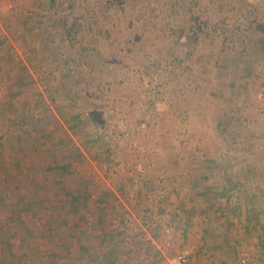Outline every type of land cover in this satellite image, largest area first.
<instances>
[{
	"label": "rangeland",
	"instance_id": "rangeland-1",
	"mask_svg": "<svg viewBox=\"0 0 264 264\" xmlns=\"http://www.w3.org/2000/svg\"><path fill=\"white\" fill-rule=\"evenodd\" d=\"M204 197L240 239L193 255ZM263 223L264 0H0V264H264Z\"/></svg>",
	"mask_w": 264,
	"mask_h": 264
},
{
	"label": "crops",
	"instance_id": "crops-1",
	"mask_svg": "<svg viewBox=\"0 0 264 264\" xmlns=\"http://www.w3.org/2000/svg\"><path fill=\"white\" fill-rule=\"evenodd\" d=\"M203 175L204 174L199 171V172H197L196 176L201 177ZM193 184L197 185L196 182H193ZM202 185L203 184L199 183L198 187H194V188L197 189V191L203 190ZM200 202L202 204L205 203V205L199 204L196 207L193 204L197 203V202H194L192 204V202L190 201V198L187 200L181 201L179 203H176L177 207H179V208L181 207V208L185 209V211H187L185 218H183V220H182V221H184V224H183L184 227H182V225H181L179 227V229H180L179 231L180 232L182 231L183 236L188 239L189 249L191 250V253H193V255L200 253L201 249H203V246H205V244L210 245L212 242H214L215 245L221 244L224 247H226V246L229 247L232 245V243H234L235 240L238 241V239H240V235H238V233L236 232V218H231L230 219L231 221H227L225 223L231 227V228L229 227V229L231 231L229 229H226L223 232V234L220 237H218L219 239L215 240L214 237L211 236L212 230L210 229V227L212 225L210 223V219H208V217H205V216L199 217L197 215L200 213L198 207L204 208L208 204L207 199L204 197V198H202V200ZM173 207L177 208L175 205ZM213 208H215V206ZM189 209H191V211ZM175 211L178 212V210H175ZM237 220L239 221V219H237ZM238 221H237V223H239ZM222 227H224V225H222ZM212 249L214 250L213 247H212Z\"/></svg>",
	"mask_w": 264,
	"mask_h": 264
},
{
	"label": "trees",
	"instance_id": "trees-1",
	"mask_svg": "<svg viewBox=\"0 0 264 264\" xmlns=\"http://www.w3.org/2000/svg\"><path fill=\"white\" fill-rule=\"evenodd\" d=\"M70 37H71V34L67 33V38L69 39ZM191 40H192V39H190L188 42H191ZM67 173H68V175H69L68 178L65 177V175H66ZM72 174H73L72 172L69 173V169H68V168H67V169L65 168V169L60 170L59 176H60V177H63V178H66L68 181H70V180H71L70 178H71V175H72ZM9 214H11V212L8 213V216H10ZM263 225H264V223H263ZM58 230H59V229H58ZM58 230L56 231L57 233H59ZM59 234H60V233H59Z\"/></svg>",
	"mask_w": 264,
	"mask_h": 264
},
{
	"label": "built area",
	"instance_id": "built-area-1",
	"mask_svg": "<svg viewBox=\"0 0 264 264\" xmlns=\"http://www.w3.org/2000/svg\"><path fill=\"white\" fill-rule=\"evenodd\" d=\"M180 260H181V262L183 263V264H187L188 263V259H187V257L186 256H180ZM243 264H247V261H246V259H244L243 260Z\"/></svg>",
	"mask_w": 264,
	"mask_h": 264
}]
</instances>
